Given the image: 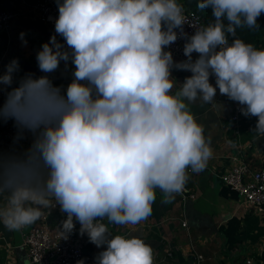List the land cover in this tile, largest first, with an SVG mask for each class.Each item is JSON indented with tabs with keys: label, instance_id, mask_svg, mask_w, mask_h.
Returning a JSON list of instances; mask_svg holds the SVG:
<instances>
[{
	"label": "clouds",
	"instance_id": "1",
	"mask_svg": "<svg viewBox=\"0 0 264 264\" xmlns=\"http://www.w3.org/2000/svg\"><path fill=\"white\" fill-rule=\"evenodd\" d=\"M56 3L55 35L36 54L42 75L17 81L15 58L0 72V124L16 130L9 150L0 149V222L20 231L59 205L66 236L79 223L80 235L104 249L95 264H154L144 239L113 236L108 224L141 223L157 190L170 203L185 190L189 169L207 167L211 139L189 106L213 103L217 88L242 115L256 117L252 130L264 135V49L229 43L238 28H259L264 0H199L214 22L190 37L177 0ZM184 37L187 59L176 62L165 49ZM19 39L27 45L24 32ZM62 61L74 66L66 88L48 75ZM173 69L191 72L178 88Z\"/></svg>",
	"mask_w": 264,
	"mask_h": 264
},
{
	"label": "crops",
	"instance_id": "2",
	"mask_svg": "<svg viewBox=\"0 0 264 264\" xmlns=\"http://www.w3.org/2000/svg\"><path fill=\"white\" fill-rule=\"evenodd\" d=\"M36 1L0 0L3 9L14 13L10 28L2 33L0 72L12 59H18L21 70L16 76L17 81L26 73L42 75L37 67L36 54L42 44L55 35L54 27L37 19L32 9ZM177 2L183 6L181 0ZM21 32L25 33L26 46L19 39ZM57 40L61 42V37L57 36ZM192 58L197 59L198 54L193 53ZM173 59L182 62L175 56ZM73 71L70 61L67 67L62 61L60 67L48 75L56 85L66 88ZM190 75L191 72L173 69L176 88ZM210 83L215 86L214 76L210 77ZM189 108L204 126L213 150L212 158L203 170L204 176L203 171L189 169L186 186L195 193V198L184 200L177 194L172 202L163 203L164 197L157 190L152 214L146 220L136 225H113L106 219L103 223L108 224L113 236L130 234L144 239L153 249L154 264H195L190 246L202 255L201 264H248L247 259L253 260L251 264L259 261L264 264V218L221 181V175L242 157L256 168H264V135L252 130L257 118L242 115L238 132H235L230 119L232 100L220 95L218 88L213 103L197 101ZM0 203H3L2 199ZM183 220L187 227L182 226ZM36 225L38 221L20 231H9L0 222V264L27 263L22 233ZM50 227L55 231L60 229L54 219L50 220ZM90 249L96 254L104 250L93 243ZM86 251L89 253L87 247Z\"/></svg>",
	"mask_w": 264,
	"mask_h": 264
},
{
	"label": "built area",
	"instance_id": "3",
	"mask_svg": "<svg viewBox=\"0 0 264 264\" xmlns=\"http://www.w3.org/2000/svg\"><path fill=\"white\" fill-rule=\"evenodd\" d=\"M185 15V24L183 32L190 37L197 29L206 27L208 24L204 18L197 12L183 7ZM32 9L37 14V19L44 24L54 27L55 19L58 17V8L56 0H37L33 3ZM14 18V13L2 8L0 3V42L2 33L10 28ZM179 29L177 32L179 33ZM186 37L178 38L166 50L170 51L177 59L185 61L183 53ZM61 43H64L61 38ZM4 100V94L0 93V103ZM242 106L232 101L231 121L235 132H238L239 122L242 118L240 108ZM15 128L11 121L0 124V149L9 150L12 146ZM31 137L22 141L17 147H27ZM221 181L224 185L236 191L243 199V202L250 205L262 218H264V168L254 167L246 158H241L235 165L221 175ZM182 199H193L195 193L186 185L185 190L178 194ZM60 211L59 205L53 208L42 209V216L37 220L38 225L31 227L27 232L22 233V245L26 249V264H95L93 257L86 251L87 239L84 236H67L62 229L52 230L50 220H53L56 213ZM183 227H187L185 220ZM190 250L193 253L195 264H201L202 255L198 254L192 246ZM248 264L253 262L247 259ZM258 264H262L259 261Z\"/></svg>",
	"mask_w": 264,
	"mask_h": 264
},
{
	"label": "trees",
	"instance_id": "4",
	"mask_svg": "<svg viewBox=\"0 0 264 264\" xmlns=\"http://www.w3.org/2000/svg\"><path fill=\"white\" fill-rule=\"evenodd\" d=\"M181 1L183 3V6L199 13L204 18V20L207 24L214 22V17L211 14V9L201 10L197 7L199 0H181ZM258 24H259L258 29L250 30L247 27L238 28L236 30L235 37H231V36L229 37V43H231L232 39L239 38V39L243 40L245 43L252 44L257 49H263V46H264V39H263V35H264V14H262L258 18ZM65 219H66V214L62 213L61 211H58L56 213L55 218H54L55 224L57 225V227H59L61 229V222ZM74 223H75V221H74ZM79 229H80V225H79V223H76L75 229L73 230L72 233H70V235H73V236L79 235ZM85 236L87 238V245H86L87 250H89V253L94 258H96V256L98 254L94 253L90 249L91 242L89 241L87 235H85Z\"/></svg>",
	"mask_w": 264,
	"mask_h": 264
},
{
	"label": "water",
	"instance_id": "5",
	"mask_svg": "<svg viewBox=\"0 0 264 264\" xmlns=\"http://www.w3.org/2000/svg\"><path fill=\"white\" fill-rule=\"evenodd\" d=\"M201 173H202V171H201ZM203 176H204V171H203Z\"/></svg>",
	"mask_w": 264,
	"mask_h": 264
},
{
	"label": "rangeland",
	"instance_id": "6",
	"mask_svg": "<svg viewBox=\"0 0 264 264\" xmlns=\"http://www.w3.org/2000/svg\"><path fill=\"white\" fill-rule=\"evenodd\" d=\"M27 232V231H26Z\"/></svg>",
	"mask_w": 264,
	"mask_h": 264
}]
</instances>
